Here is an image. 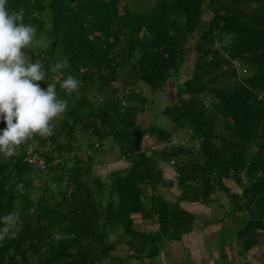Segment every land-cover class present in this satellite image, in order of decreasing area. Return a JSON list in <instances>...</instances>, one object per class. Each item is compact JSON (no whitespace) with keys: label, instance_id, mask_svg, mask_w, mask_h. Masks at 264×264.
Returning <instances> with one entry per match:
<instances>
[{"label":"trees","instance_id":"16d2710c","mask_svg":"<svg viewBox=\"0 0 264 264\" xmlns=\"http://www.w3.org/2000/svg\"><path fill=\"white\" fill-rule=\"evenodd\" d=\"M8 6L23 10V22L48 42L24 52L57 83L68 108L50 136L30 138L50 145L48 172L30 167L22 149L0 156V264H121L114 256L119 244L153 261L167 240L196 227L182 203L222 207L228 180L242 193L227 194L231 208L204 228L240 224L246 214L240 237L264 231V0ZM64 61L66 68L52 70ZM69 74L81 82L72 94L60 88ZM169 82L176 101L163 114L171 129L145 127L140 116L148 98L140 83L156 94ZM116 147L129 166L104 178L96 173L98 158ZM163 165L175 172L178 193L170 197L162 191L172 188ZM138 216L158 229L142 231Z\"/></svg>","mask_w":264,"mask_h":264},{"label":"clouds","instance_id":"9594fccd","mask_svg":"<svg viewBox=\"0 0 264 264\" xmlns=\"http://www.w3.org/2000/svg\"><path fill=\"white\" fill-rule=\"evenodd\" d=\"M37 29L23 22V10H10L8 0H0V156L12 157L30 138L52 134L54 121L67 111L68 100L61 98L55 81L48 82L39 61L31 60L24 49L36 45L47 48L45 38H36ZM67 67L57 62L53 71ZM46 82V87L40 83ZM80 80L69 74L60 82L67 94L79 90ZM11 220L12 217H5Z\"/></svg>","mask_w":264,"mask_h":264},{"label":"crops","instance_id":"0c3cea01","mask_svg":"<svg viewBox=\"0 0 264 264\" xmlns=\"http://www.w3.org/2000/svg\"><path fill=\"white\" fill-rule=\"evenodd\" d=\"M107 150L110 151L111 148ZM85 155L87 158V154ZM98 160L101 161L98 164L104 166V170H99V174L104 178L129 166V163L121 158L107 161L99 157ZM108 163L110 171L107 169ZM163 170L172 187L170 191L167 187L164 188L167 191L163 192L165 194L167 192V196L170 197L171 192L178 193L175 172L169 165H163ZM225 185L228 191L222 195V207L217 205L207 207L191 202L182 203L184 209L196 215V227L191 233L183 235L181 240H167L159 256L153 261L142 259L140 254L134 255L126 244H119L114 256L123 261L121 264H264V231L254 230L249 235L240 237L241 226L248 219L246 214H242L244 216L240 224L226 220L205 228L203 226L210 220L223 218L226 211L231 208L232 203L226 198L227 194L242 193V189L234 180L226 181ZM135 224L144 232H154L158 229L155 220L144 221L141 216L136 217Z\"/></svg>","mask_w":264,"mask_h":264},{"label":"rangeland","instance_id":"374dc122","mask_svg":"<svg viewBox=\"0 0 264 264\" xmlns=\"http://www.w3.org/2000/svg\"><path fill=\"white\" fill-rule=\"evenodd\" d=\"M37 38V37H36ZM33 46V45H31ZM29 46V47H31ZM189 65L187 71L191 70V55H189ZM186 76L184 75L182 77V80H185ZM41 83V82H40ZM139 91L148 98L147 103L144 106V110L141 113L140 116V122L145 126L149 127V125L154 124L158 126L159 128L170 130L171 129V121L168 117H166L163 114V110L169 106L171 103H174L176 101V85L174 82H169L161 91L157 92L156 94H152L151 90L148 86H146L143 83H140L139 85ZM139 105V104H138ZM162 146L160 147V149ZM84 158H86V155L84 153H80ZM105 158L107 161H111L108 159H119V150L118 148L111 149L110 151L107 150V152L100 156ZM99 159V158H98ZM97 164L96 173L99 174V170H104V166H101ZM107 169L110 171V165L107 164ZM101 166V168H100ZM171 166V165H170ZM162 191H167L166 189H162ZM166 195L168 193L166 192Z\"/></svg>","mask_w":264,"mask_h":264},{"label":"built area","instance_id":"2783aa9c","mask_svg":"<svg viewBox=\"0 0 264 264\" xmlns=\"http://www.w3.org/2000/svg\"><path fill=\"white\" fill-rule=\"evenodd\" d=\"M232 64L240 74L246 73V70L239 61L233 60ZM262 98L263 95L260 96V99ZM19 149L24 151L25 162L30 167H34L43 172L49 171L50 163L48 162L47 155L51 151L50 145H43L39 140L29 139Z\"/></svg>","mask_w":264,"mask_h":264}]
</instances>
